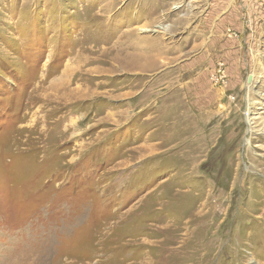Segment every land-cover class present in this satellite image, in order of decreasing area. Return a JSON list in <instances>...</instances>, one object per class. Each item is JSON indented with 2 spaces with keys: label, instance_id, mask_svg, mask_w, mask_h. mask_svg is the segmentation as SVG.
Instances as JSON below:
<instances>
[{
  "label": "rangeland",
  "instance_id": "1",
  "mask_svg": "<svg viewBox=\"0 0 264 264\" xmlns=\"http://www.w3.org/2000/svg\"><path fill=\"white\" fill-rule=\"evenodd\" d=\"M149 2L0 0V264H264V0Z\"/></svg>",
  "mask_w": 264,
  "mask_h": 264
},
{
  "label": "bare ground",
  "instance_id": "2",
  "mask_svg": "<svg viewBox=\"0 0 264 264\" xmlns=\"http://www.w3.org/2000/svg\"><path fill=\"white\" fill-rule=\"evenodd\" d=\"M149 7L152 5V7L156 6L157 4H154L153 2H149ZM111 5V4H110ZM151 7V8H152ZM154 10V9H153ZM152 10V11H153ZM148 20V19H147ZM149 21V20H148ZM138 26L136 29L141 33L143 32H158V33H166L169 31L168 27H153L151 22H148ZM133 29H130L127 32L121 33L117 40H115L112 43V49L110 52L106 53V57L102 59L101 65L108 66L112 69H115L119 64L124 65L127 68H134V67H145L147 64V61H145L147 55L144 52V45H149V41H144L143 39L138 40L137 37L134 35ZM119 38L122 39V43H119ZM145 57V58H144ZM139 59V60H138ZM125 61V63H124ZM148 66V65H147ZM86 73V72H85ZM182 108V107H181ZM176 111V110H175ZM250 125H252V119H248ZM249 142V141H248Z\"/></svg>",
  "mask_w": 264,
  "mask_h": 264
},
{
  "label": "built area",
  "instance_id": "3",
  "mask_svg": "<svg viewBox=\"0 0 264 264\" xmlns=\"http://www.w3.org/2000/svg\"><path fill=\"white\" fill-rule=\"evenodd\" d=\"M238 1H241V2H253L254 0H238Z\"/></svg>",
  "mask_w": 264,
  "mask_h": 264
}]
</instances>
